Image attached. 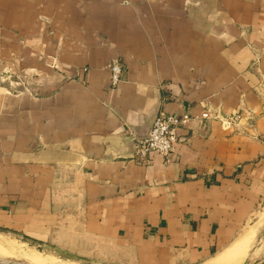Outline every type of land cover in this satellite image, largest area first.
Listing matches in <instances>:
<instances>
[{
  "label": "crops",
  "instance_id": "obj_1",
  "mask_svg": "<svg viewBox=\"0 0 264 264\" xmlns=\"http://www.w3.org/2000/svg\"><path fill=\"white\" fill-rule=\"evenodd\" d=\"M5 71L0 227L107 264H204L262 202L264 0H0ZM161 110L188 118L174 158L136 161Z\"/></svg>",
  "mask_w": 264,
  "mask_h": 264
},
{
  "label": "rangeland",
  "instance_id": "obj_2",
  "mask_svg": "<svg viewBox=\"0 0 264 264\" xmlns=\"http://www.w3.org/2000/svg\"><path fill=\"white\" fill-rule=\"evenodd\" d=\"M122 63V60L119 59ZM10 71L0 74V83L13 86L17 80ZM123 78V77H122ZM19 79V78H18ZM19 81V80H18ZM119 84V83H118ZM117 84V85H118ZM213 114L210 113V116ZM216 114H214L215 116ZM224 115V114H223ZM213 116V117H214ZM219 119L226 120L231 125L237 126L242 119L240 113L232 112ZM250 231L252 241H250L248 253L244 260L237 264H262L264 262V198L257 206L245 227L237 234L231 244L243 233ZM227 249H224L225 252ZM221 252V253H223ZM250 252V253H249ZM220 253V254H221ZM218 254L213 259L204 264H222L218 261ZM249 254V255H248ZM219 257V258H218ZM219 263H215V262ZM0 264H107L92 257L78 255L66 249L53 246L51 244H38L37 242L24 238L23 235L7 228L0 227ZM110 264V263H108Z\"/></svg>",
  "mask_w": 264,
  "mask_h": 264
},
{
  "label": "built area",
  "instance_id": "obj_3",
  "mask_svg": "<svg viewBox=\"0 0 264 264\" xmlns=\"http://www.w3.org/2000/svg\"><path fill=\"white\" fill-rule=\"evenodd\" d=\"M109 67L112 72V85L116 86L122 80L123 65L119 59H113ZM204 117H208V114L204 113ZM187 121V117L179 118L173 113L159 111L149 135L136 138L135 152L132 158L141 163H147L150 161V154L155 153L166 161H171L176 151L178 129Z\"/></svg>",
  "mask_w": 264,
  "mask_h": 264
},
{
  "label": "bare ground",
  "instance_id": "obj_4",
  "mask_svg": "<svg viewBox=\"0 0 264 264\" xmlns=\"http://www.w3.org/2000/svg\"><path fill=\"white\" fill-rule=\"evenodd\" d=\"M251 239L252 236L250 231L243 233L242 236L236 239L220 256L218 261L222 264H237L242 262L248 253L249 245L252 244H250V241L253 240ZM218 261L215 263H219Z\"/></svg>",
  "mask_w": 264,
  "mask_h": 264
},
{
  "label": "water",
  "instance_id": "obj_5",
  "mask_svg": "<svg viewBox=\"0 0 264 264\" xmlns=\"http://www.w3.org/2000/svg\"><path fill=\"white\" fill-rule=\"evenodd\" d=\"M158 113H159V112H158ZM158 113H157V115H158ZM157 115H156V116H157ZM156 116L154 117V119H153V121H152V124H151L149 130H148L146 133H144V134H142V135H139V136H136V137L133 138V140H132V146H133V149H132V152H131V155H130L131 157L134 155V152H135V140H136V138H142V137H146V136L149 135V133H150V131H151V128H152V125H153V122H154ZM262 264H264V262H263Z\"/></svg>",
  "mask_w": 264,
  "mask_h": 264
}]
</instances>
